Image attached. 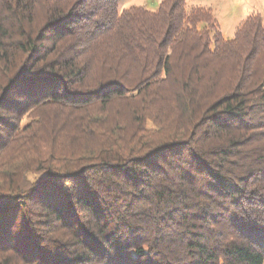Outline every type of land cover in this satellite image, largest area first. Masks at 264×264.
<instances>
[{"label": "trees", "instance_id": "obj_1", "mask_svg": "<svg viewBox=\"0 0 264 264\" xmlns=\"http://www.w3.org/2000/svg\"><path fill=\"white\" fill-rule=\"evenodd\" d=\"M0 0V264H263L264 18Z\"/></svg>", "mask_w": 264, "mask_h": 264}, {"label": "rangeland", "instance_id": "obj_2", "mask_svg": "<svg viewBox=\"0 0 264 264\" xmlns=\"http://www.w3.org/2000/svg\"><path fill=\"white\" fill-rule=\"evenodd\" d=\"M188 6L202 5L211 7L215 12L219 27L227 37H232L236 26L250 13L259 11L264 18V0H186ZM160 0H120L119 9L122 10L130 5H143L149 9L157 8ZM228 19L234 23L227 27ZM264 264V263H263Z\"/></svg>", "mask_w": 264, "mask_h": 264}, {"label": "crops", "instance_id": "obj_3", "mask_svg": "<svg viewBox=\"0 0 264 264\" xmlns=\"http://www.w3.org/2000/svg\"><path fill=\"white\" fill-rule=\"evenodd\" d=\"M218 19V18H217ZM219 21V20H218ZM234 23V20L228 19V22L226 24L227 27H230Z\"/></svg>", "mask_w": 264, "mask_h": 264}]
</instances>
